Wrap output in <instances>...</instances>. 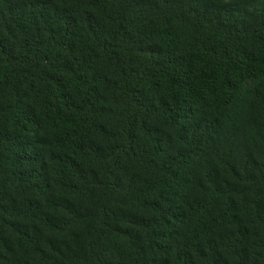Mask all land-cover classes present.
Returning a JSON list of instances; mask_svg holds the SVG:
<instances>
[{"label": "trees", "instance_id": "obj_1", "mask_svg": "<svg viewBox=\"0 0 264 264\" xmlns=\"http://www.w3.org/2000/svg\"><path fill=\"white\" fill-rule=\"evenodd\" d=\"M0 264H264V0H0Z\"/></svg>", "mask_w": 264, "mask_h": 264}]
</instances>
